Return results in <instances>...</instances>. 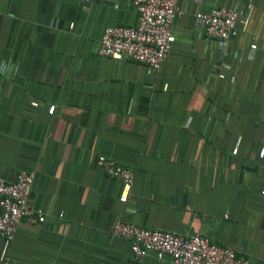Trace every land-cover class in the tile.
Wrapping results in <instances>:
<instances>
[{
  "label": "crops",
  "instance_id": "crops-1",
  "mask_svg": "<svg viewBox=\"0 0 264 264\" xmlns=\"http://www.w3.org/2000/svg\"><path fill=\"white\" fill-rule=\"evenodd\" d=\"M179 5L173 49L150 71L99 55L107 28L137 24L125 0H0V178L35 173L46 219L0 239V264H170L136 259L117 221L264 264V0ZM216 8L241 16L223 44L195 25ZM100 156L135 173L128 203Z\"/></svg>",
  "mask_w": 264,
  "mask_h": 264
},
{
  "label": "built area",
  "instance_id": "built-area-1",
  "mask_svg": "<svg viewBox=\"0 0 264 264\" xmlns=\"http://www.w3.org/2000/svg\"><path fill=\"white\" fill-rule=\"evenodd\" d=\"M137 12V24L132 27L107 28L101 40L99 55L117 61H131L150 71L160 70L176 42L174 22L185 11L179 0H125ZM241 16L234 9L216 8L195 15V25L205 37L220 43L238 35ZM258 47L251 46L254 51ZM97 165L107 176L122 185L120 202L128 203L135 182V173L114 159L100 156ZM35 173L21 172L14 182L0 178V239L7 248L14 241L19 225L25 219L45 223L42 209L34 207L30 196ZM111 235L131 243L133 256L142 260L154 254L158 260L169 259L170 264H249L245 257H237L229 247L214 244L200 235L183 236L163 230H150L117 221ZM1 264H13L3 255Z\"/></svg>",
  "mask_w": 264,
  "mask_h": 264
}]
</instances>
